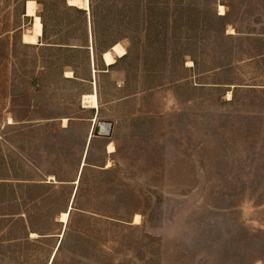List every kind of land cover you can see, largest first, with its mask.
I'll list each match as a JSON object with an SVG mask.
<instances>
[{"label": "rangeland", "instance_id": "1", "mask_svg": "<svg viewBox=\"0 0 264 264\" xmlns=\"http://www.w3.org/2000/svg\"><path fill=\"white\" fill-rule=\"evenodd\" d=\"M26 1L0 0V264H264L262 78L211 71L216 0H35L38 44Z\"/></svg>", "mask_w": 264, "mask_h": 264}, {"label": "crops", "instance_id": "2", "mask_svg": "<svg viewBox=\"0 0 264 264\" xmlns=\"http://www.w3.org/2000/svg\"><path fill=\"white\" fill-rule=\"evenodd\" d=\"M221 6L224 9L223 13L220 12ZM215 14L217 18L225 21L222 33L223 42H220L219 49L216 43V56L214 50L211 54V71L233 70L234 76L262 78L260 88L264 90V0H216ZM214 62H216L215 65ZM96 119L97 114L94 115L92 121L95 122ZM91 134L86 144L90 143L94 137ZM84 153V161L80 164L74 185L80 183L76 181H80V170L86 166L88 150L86 149ZM76 191V189L73 190L66 210L72 204L74 205ZM61 241L60 239L56 250H59Z\"/></svg>", "mask_w": 264, "mask_h": 264}, {"label": "bare ground", "instance_id": "3", "mask_svg": "<svg viewBox=\"0 0 264 264\" xmlns=\"http://www.w3.org/2000/svg\"><path fill=\"white\" fill-rule=\"evenodd\" d=\"M68 4L71 6H78L84 10H88V11L90 10L89 0H68ZM36 5L37 3L35 0H27L25 4L26 16L32 17L34 20V23H33V27L31 28V30L23 34L22 39L24 43L38 44L40 38L43 36V23H42L41 17L36 12V7H37ZM220 12L221 13L224 12V9L222 6L220 7ZM113 52L117 56L122 57L126 54V49L120 43L114 44L110 50L104 52L102 55L103 60L106 65H112L116 61L114 58ZM67 73H68L67 76L69 77L73 76L72 72H67ZM83 104L85 107H88V108H93V109L99 108L98 93L96 89L95 91L91 93L83 95ZM9 122L13 123V120L10 118ZM64 122H67V119H64ZM95 132L99 133L100 135H109L111 132V124L109 122L102 121V120L100 121L96 119L91 136H95L94 135ZM108 150L110 152L115 150V146L113 143H110L108 145ZM77 182L79 183L78 180L76 181V183ZM71 209H72V205L68 210L63 211L60 214L59 220L61 221V223L65 225L68 223ZM139 220H140V216L135 215V223H139ZM57 251L58 250H56V252ZM53 259H54V256L51 259V263Z\"/></svg>", "mask_w": 264, "mask_h": 264}, {"label": "trees", "instance_id": "4", "mask_svg": "<svg viewBox=\"0 0 264 264\" xmlns=\"http://www.w3.org/2000/svg\"><path fill=\"white\" fill-rule=\"evenodd\" d=\"M89 2H90V0H89ZM44 31V30H43ZM44 33V32H43ZM108 51V50H107ZM106 52V51H105ZM103 55V54H102ZM73 77H74V74H73ZM69 78H72V77H69ZM80 182V181H79ZM73 210V204H72V209H71V211ZM71 211H70V214H71ZM70 218V217H69ZM33 233H35V232H33ZM37 234V233H36ZM61 243H62V241H61ZM60 246H61V244H60ZM60 248V247H59ZM56 256V255H55ZM53 263V262H52Z\"/></svg>", "mask_w": 264, "mask_h": 264}, {"label": "water", "instance_id": "5", "mask_svg": "<svg viewBox=\"0 0 264 264\" xmlns=\"http://www.w3.org/2000/svg\"><path fill=\"white\" fill-rule=\"evenodd\" d=\"M94 135H100L99 133H97V132H95L94 133ZM82 172H83V169L82 170H80V177H81V175H82Z\"/></svg>", "mask_w": 264, "mask_h": 264}]
</instances>
